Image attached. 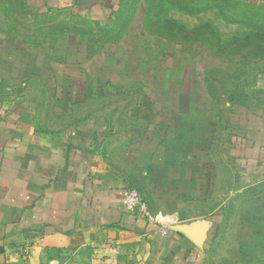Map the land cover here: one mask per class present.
<instances>
[{"label": "crops", "instance_id": "crops-1", "mask_svg": "<svg viewBox=\"0 0 264 264\" xmlns=\"http://www.w3.org/2000/svg\"><path fill=\"white\" fill-rule=\"evenodd\" d=\"M26 2L100 20L122 0ZM69 94L49 112L0 94V264H207L231 226L227 252L264 264V75L240 101L183 94L177 113L148 97L106 113ZM130 189L152 219L125 208Z\"/></svg>", "mask_w": 264, "mask_h": 264}, {"label": "rangeland", "instance_id": "rangeland-1", "mask_svg": "<svg viewBox=\"0 0 264 264\" xmlns=\"http://www.w3.org/2000/svg\"><path fill=\"white\" fill-rule=\"evenodd\" d=\"M185 1L197 10L167 1L156 14L159 0H122L113 18L97 20L0 0V94L37 102L43 112L68 92L75 99L89 96L90 110L117 114L137 111L144 97L153 112L169 103V113L182 109L183 94L240 101L264 75V0ZM239 4H255L245 11L247 23H234L222 11L226 6L235 13ZM16 49L25 53L8 54ZM232 227L207 264H241L240 252H227V246L237 249Z\"/></svg>", "mask_w": 264, "mask_h": 264}, {"label": "trees", "instance_id": "trees-1", "mask_svg": "<svg viewBox=\"0 0 264 264\" xmlns=\"http://www.w3.org/2000/svg\"><path fill=\"white\" fill-rule=\"evenodd\" d=\"M167 1H169L171 3L177 2V5L180 8H183L184 10H189V11H192V12H195L197 10L195 5H190L185 0H177V1H175V0H159L158 4L154 5V7H152V11H154L156 14H160V12L162 11V3L167 2ZM239 5H240L239 6V10L237 12H235V13L233 11H231V10H227L226 6L222 7V11L225 14V16L230 21H232L234 23H247L248 20L246 19L245 11L254 10L255 9V4H251L248 7L245 6L244 4L243 5L239 4ZM118 11H120V9ZM127 24H128V20H127V23H124V26H126ZM121 30H123V28ZM117 38H120V35H118Z\"/></svg>", "mask_w": 264, "mask_h": 264}, {"label": "built area", "instance_id": "built-area-1", "mask_svg": "<svg viewBox=\"0 0 264 264\" xmlns=\"http://www.w3.org/2000/svg\"><path fill=\"white\" fill-rule=\"evenodd\" d=\"M123 204L128 211L139 213L142 216L152 219L148 204L139 191L135 189L128 190L124 196Z\"/></svg>", "mask_w": 264, "mask_h": 264}, {"label": "water", "instance_id": "water-1", "mask_svg": "<svg viewBox=\"0 0 264 264\" xmlns=\"http://www.w3.org/2000/svg\"><path fill=\"white\" fill-rule=\"evenodd\" d=\"M175 229L182 231L187 236H189L191 239H193L196 243L199 241L197 239V235L194 233V230L191 227L186 226V225H176Z\"/></svg>", "mask_w": 264, "mask_h": 264}]
</instances>
